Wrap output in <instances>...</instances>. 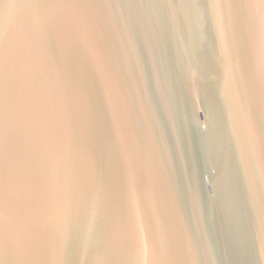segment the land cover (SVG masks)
Masks as SVG:
<instances>
[{
	"label": "water",
	"instance_id": "1",
	"mask_svg": "<svg viewBox=\"0 0 264 264\" xmlns=\"http://www.w3.org/2000/svg\"><path fill=\"white\" fill-rule=\"evenodd\" d=\"M0 36V264H264V2L0 0Z\"/></svg>",
	"mask_w": 264,
	"mask_h": 264
},
{
	"label": "snow or ice",
	"instance_id": "2",
	"mask_svg": "<svg viewBox=\"0 0 264 264\" xmlns=\"http://www.w3.org/2000/svg\"><path fill=\"white\" fill-rule=\"evenodd\" d=\"M264 2V0H258ZM15 63V70L17 74L27 83L30 78L31 70L28 66L27 54L24 49H17L13 58ZM10 55L6 41L0 36V83H7V76L9 71Z\"/></svg>",
	"mask_w": 264,
	"mask_h": 264
}]
</instances>
